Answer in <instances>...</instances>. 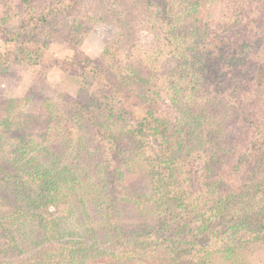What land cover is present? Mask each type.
Instances as JSON below:
<instances>
[{"label":"rangeland","instance_id":"rangeland-1","mask_svg":"<svg viewBox=\"0 0 264 264\" xmlns=\"http://www.w3.org/2000/svg\"><path fill=\"white\" fill-rule=\"evenodd\" d=\"M54 1L56 0H0V136L5 144H8L9 137L15 138V135H19L26 142L34 141L37 145L48 149L44 152L46 155L49 153L62 155L66 152L63 154L67 155L62 162L63 165L75 163L73 156H69L72 152L67 149L73 146V143L70 144V139L75 141L77 136L86 133L87 130L86 123H83L77 113L68 112L71 110L70 102L77 101L88 105L94 98L101 99L105 92L111 94L110 89L114 90L119 85L121 91L118 96L113 97L119 98V103L126 111L125 116L131 125L130 133L124 135L125 148L122 145L121 148L117 147L121 151L117 154L111 152L110 146L105 141L100 142L99 145L87 141L90 146H87L84 157H87L88 164L84 167L90 168H88L91 171L89 177L96 176L97 182H101L104 173L99 174L97 171L103 166L99 163L98 166L96 165L100 159L106 160L108 157L107 161H112L111 171L115 165L121 167L123 160L135 159L136 164L129 171L119 170L118 173L121 171L122 175L111 182L113 185L104 182L106 188L102 190L100 197H95L99 193L98 187L90 191H81L83 195L81 200H84L91 213L93 212L90 221L97 218L96 222H102L105 211L109 212L105 200L109 199L111 194L117 195L119 202L125 197L137 199L135 192L140 195L138 204L120 203L121 215L115 212V218L112 220L121 228L124 225L127 233L112 238L111 234L117 227L114 225L111 230L101 233V237H98L100 239L98 242L111 256V260L109 256L107 257V264H264V243L250 242L248 236L242 238L244 236L242 232L237 235L239 249H234L230 257H228L229 253L221 248L223 241L210 240L207 234L195 240L196 247L210 244L207 248L210 254L205 261H203L205 252L195 251L196 248L190 250V253L180 254V257L169 256L165 252L146 255L138 251L133 256L119 254L125 248L122 245L123 240L132 228L137 227L139 220L145 226L154 225L155 216L152 215V206L148 200L151 193V185L148 183L150 168L144 165V162L147 153L157 149L159 142L155 140L156 136H161L160 131L166 128V125L172 128L181 122L183 129L185 122H192V119L187 117L189 114L181 115V108L173 100L178 101L179 96L172 94L177 88L175 84L185 82L182 83L184 87L191 86L190 77L179 78L181 69L187 68L181 62L180 56L158 58L157 55H149L160 45L159 33L156 32L158 26L155 25L156 30H153L151 25L144 23L146 20L144 16L148 17L158 12L156 6L160 0H143L134 3L132 7L127 6L130 7L129 11L127 10L128 14H124L122 20L118 15L116 16L117 13L112 14L111 10H108V0H76L71 10L51 19L50 24L44 29L27 31L21 38H13L15 32L12 29L19 25L17 17L20 13L35 14ZM197 1L202 4L205 2L206 6L200 7V13L203 15L209 13L211 20L209 25L213 31L215 30L213 36H217V42L222 40L223 43L237 50L236 53L231 50L235 55L236 64L238 58H244L242 63L246 65L251 55L261 53L260 46L264 43V0H244L243 18H237V22L236 18L230 22L219 19L221 8L229 0H188V3ZM180 4L167 6L165 11L170 13L176 8L188 9V5ZM167 23L170 24L171 21L167 20ZM147 27L149 30H144ZM162 31L165 32V29ZM161 38L165 36L161 34ZM29 39L33 40L29 43H34L36 47H46L38 65H28L26 62L28 59L15 62L18 44ZM244 42L249 43L246 49L240 46ZM240 50L244 51L241 53ZM147 65H150L151 69H148ZM232 65L225 64L222 69L218 66L213 74L208 71L210 65L206 66V71L201 73L200 83L203 86L199 84L196 86L198 88L192 91H184V94L191 96L180 94L182 104L186 101L187 106L184 109H194L196 113H201L202 116L198 117L203 123L206 134L213 132L211 137L206 135L203 138V144L198 146L200 150L194 148L190 156L181 163L182 167L176 171L170 187L164 189L169 198L177 196L179 202L183 201L177 206L182 212L183 206L195 205L198 202H201L200 210H206L214 202L213 198L225 196L231 191H248L252 196L253 191L248 189L252 184L247 174V165H238V159L245 151L246 136L239 134L237 129L242 125L240 117L245 111L259 118L258 110L262 105L264 106V89L252 91L251 94L250 91H244L247 79L243 76V70L236 69L234 63ZM135 69L143 72L145 76H150L152 78L150 85L160 90L141 91L129 79L133 78L135 73L132 72ZM158 78L160 79L157 80ZM227 88L231 89L226 91ZM95 94L98 97H95ZM208 107L211 112L206 113ZM148 111H152V117L147 114ZM226 112H230V118L227 117ZM163 120H166L167 124L161 122ZM5 126L10 129L9 135L6 134L8 129H5ZM156 132L158 134H155ZM118 136L120 137V133ZM100 146H106L107 150H110L107 151L106 158L107 153H104L103 158ZM89 149L91 151H88ZM4 150L5 157L11 158L12 148L5 146ZM33 154L29 152V156ZM94 162L95 164H92ZM208 162H211L212 168L207 174L204 168ZM236 165H238L237 169H235ZM217 180L228 181L229 188L227 189V186L217 188L216 193L211 197L208 188ZM261 195L262 193L258 196ZM7 196V191L0 189V211L6 212L11 207L9 201H2ZM196 196L199 199L193 202ZM77 200L79 199L74 201ZM96 202L98 205L96 207H99L101 212H105L100 218L95 212ZM110 212L114 211L110 210ZM231 216L232 214L228 215ZM65 222L63 233L68 232L66 231L69 230L68 228L76 227L78 223L72 219ZM221 227L223 231V224ZM95 233L92 232L91 236ZM16 237L18 249L13 250L10 246L12 250L7 252V257L0 255V262L2 259L14 263L28 260L41 252V249L52 247L46 245L47 247L33 248L29 246L32 244L31 241H24L23 233H16ZM101 238H104L106 243ZM53 245L54 248L59 246L56 243ZM22 250L25 252L23 253Z\"/></svg>","mask_w":264,"mask_h":264},{"label":"trees","instance_id":"trees-1","mask_svg":"<svg viewBox=\"0 0 264 264\" xmlns=\"http://www.w3.org/2000/svg\"><path fill=\"white\" fill-rule=\"evenodd\" d=\"M142 1L108 0L107 8L111 10L112 14L117 13L116 16L118 15L122 20L124 14H128L129 8L134 6V3L137 4ZM226 2L221 8L222 13L219 19H225L228 22L232 21L233 18H236V22L238 19H242V11L245 8L244 0H229ZM178 3L188 5V9L178 10L176 8L170 13L165 11L167 6H176ZM75 4L76 0H56L41 8L35 14L20 13L17 17L19 25L12 29L15 32L13 38H21L27 31L33 32L36 29H44L50 24L51 19H55L69 9L71 10ZM204 6H206L205 2L202 4L199 1L188 3V0H160L156 6L158 12L150 14L148 17H146L147 15L144 16L146 18L144 23L148 26L151 25V29L156 30L154 26H158L156 32L159 33L158 39L160 41V45L148 54L157 55L158 58L180 56L181 62L187 66V68L181 69L179 78L190 77L189 83H191V86L184 87L182 83L185 82L175 84L177 88L172 94L179 96L178 101L173 100L181 108V115L189 114L187 117L192 119V122H185L183 129L181 122L175 124L172 128L170 125H166L167 127L160 131L161 136H156L155 140L159 142L158 147L155 151L147 153L144 162V165L146 164L150 168V171L148 170V177L150 178L148 183L151 185V193L148 200L151 204L149 205L152 206V215L155 216L154 225L145 226L139 220L137 227L132 228L129 235H126L123 240L122 245L125 248L122 253H119L120 255L129 254L128 256H133L141 251L146 255L165 252L169 256L180 257V254L190 253V250L196 248L195 251L205 252L203 255L205 258L203 261H205L210 254L207 250L210 244L195 246V240L204 234H207L210 240L223 241L221 248L229 253L228 257L234 252V249H239L237 238L239 232L244 234L242 238L248 236L250 242L264 243L263 105L258 110L259 118L255 114L245 111L246 113L244 112L240 117L242 125L237 129L239 134L246 136L245 151L239 157L238 165H247V174L252 184L248 189L253 191L252 196L248 191H231L225 196L213 198L212 201L214 202L206 210H200L199 205H201V202H198L195 204L197 206L188 205L189 208L183 206L184 211L182 212L180 207L178 209L177 206L181 205L183 201L179 202L180 199L177 196L171 199L164 192V189L170 187L176 171L182 167L181 163L190 156L194 148L200 150L198 146L203 144V138L206 135L209 137L213 135V132L206 134V130L203 129V123L198 117L202 114L196 113L194 109H184L187 106L186 101L182 104L180 99V94L191 96L187 93L184 94V91H192L194 88H198L197 85H202L200 83L201 73L206 71V66L210 65L208 71L213 74L218 66L222 69L221 67H224L225 64L232 65L234 63L236 69L241 68L243 70V76L247 79L244 91H250L251 94L252 91H263L264 89V43L260 46L261 53L251 55L249 63L245 65L242 63L244 58H238L236 64L235 55L231 50L235 53L237 50L232 49L222 40L217 42V36H213L215 30L213 31L209 25L211 21L209 13L206 15L200 13V7L204 8ZM152 15H155V17ZM167 20L171 23L168 24ZM164 29L165 32L162 31ZM144 30L149 29L147 27ZM48 32L46 33L48 34ZM161 34L166 39L161 38ZM31 41L33 40L29 39L18 44V54L15 56L16 63L28 59L26 61L28 65L40 64L46 47H36L34 43H29ZM28 43L29 46L27 47ZM223 45L225 47H222ZM240 46L246 49L249 47V43L244 42ZM243 51L240 50L239 52L242 53ZM147 68L151 69L150 65H147ZM186 69L187 71H185ZM132 73L135 74L132 79H129L141 91L160 90V88L157 89L155 86L150 85L152 84L150 76L143 75V72L137 69ZM229 90L226 89V91ZM234 90L237 91L236 88ZM120 91L121 86L118 85L114 90L110 89L111 94L105 92L101 99L95 94L94 96L98 98L92 99L93 101L90 100L91 102L88 105L77 101L70 102L71 110L68 112L71 114L77 113L83 123H86L87 130L86 133L77 136L75 141L70 139V144L73 143V146L67 149L72 152L69 156H73L75 163L63 165L62 162L67 157L63 154H66V152H63L62 155L51 153L46 155L44 152L48 149L42 147V145H37L34 141L26 142L19 135H15V138L9 137L8 144H5L0 136V189L3 188L8 193L6 198L1 199L11 203V207L6 212L0 211V240H3L0 241V255L7 257V252L12 250L11 247L13 250L18 249L16 233H23L24 241H31L32 244L29 246L33 248L52 245L50 249H53H41V252L28 260L16 263L2 259L0 264H107L108 256L111 260V256L98 242L100 241V234L111 230L114 225L117 227L111 234L112 238L115 239L120 234H126L125 226L123 225L121 228L117 222L114 223L112 220L115 218V212L121 215L119 212L120 203L138 204L140 195L135 192L137 199L136 197H133L134 199L125 197L122 202L121 200L119 202L117 195L111 194L112 196L105 200L109 212L105 211L106 214L102 222H96L97 218L90 221L93 212L91 213L88 204L81 200L83 198L81 191H90L91 189L94 190V187H98L99 193L95 197H100L102 190L106 188L105 184H110L122 175L121 171L118 173L119 170L124 169L125 171L126 169L129 171L136 164L135 159L123 160L121 167L115 165L116 167L114 166L111 171L112 161H107L110 150H107L106 146H100L103 158L104 153H107L106 160L100 159L99 162H96L97 166L99 164L103 166L97 171L99 174L104 173L101 182H97L96 176L89 177L90 168L84 167L88 164L87 157H84L87 146H90L87 141H92L94 145H99L100 142L105 141L110 146L111 152L117 154L121 153L118 150L121 145L125 148L123 146L124 135L130 133L131 129L129 127L131 125L125 116L126 111L119 103V98L113 97L114 95L118 96ZM209 112H211L210 107L206 110V113ZM226 113L227 117L230 118V112ZM147 114L150 117L153 116L152 111H148ZM161 122L167 124L166 120ZM7 126H5V129H8ZM9 132L10 129L7 130L6 134L9 135ZM119 133L120 137L118 136ZM155 134H158V132ZM5 146L12 148L11 158L5 157ZM88 151H91V149ZM29 152H32V154L35 152V154L29 156ZM92 164H95V162ZM238 165L235 169L238 168ZM211 168L212 164L208 162L204 170L208 174ZM111 185L113 184L111 183ZM227 185L228 181L217 180L208 188V192H211L209 195L213 197L217 188L220 189ZM261 193L262 195L258 196ZM76 199L79 200L74 201ZM193 199V202H195L199 197L196 196ZM96 204L97 202L94 205L95 212L97 217L100 218L105 212H101ZM110 210L114 212L112 213ZM229 214H232V216L228 217ZM71 219L78 222L76 227L68 228L69 230H66L68 232L63 233L65 221ZM221 224L224 226L223 231ZM141 228L143 229L141 230ZM94 231L96 232L95 235L91 236ZM101 239L104 240V238ZM103 242L106 243L105 240ZM55 243L59 245L57 248H54L55 245L53 244ZM22 252L24 253L25 250H22Z\"/></svg>","mask_w":264,"mask_h":264}]
</instances>
